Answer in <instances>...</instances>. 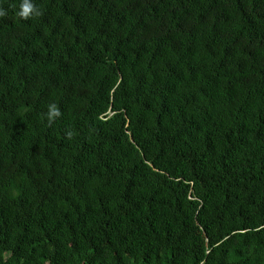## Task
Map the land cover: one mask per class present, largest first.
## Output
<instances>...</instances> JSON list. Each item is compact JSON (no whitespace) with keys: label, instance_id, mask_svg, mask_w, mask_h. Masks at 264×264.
<instances>
[{"label":"trees","instance_id":"1","mask_svg":"<svg viewBox=\"0 0 264 264\" xmlns=\"http://www.w3.org/2000/svg\"><path fill=\"white\" fill-rule=\"evenodd\" d=\"M22 2L0 0V264H264V0Z\"/></svg>","mask_w":264,"mask_h":264},{"label":"clouds","instance_id":"2","mask_svg":"<svg viewBox=\"0 0 264 264\" xmlns=\"http://www.w3.org/2000/svg\"><path fill=\"white\" fill-rule=\"evenodd\" d=\"M20 8L21 10L18 14L23 19L30 18L33 13H35L36 15L41 14L39 9L33 3H31L30 0H23ZM4 15H6V13L0 10V16ZM60 115L61 113L55 104H50L48 106V112L46 113V116L50 124L54 121L55 118H58Z\"/></svg>","mask_w":264,"mask_h":264}]
</instances>
